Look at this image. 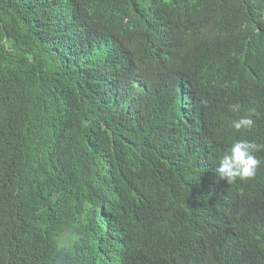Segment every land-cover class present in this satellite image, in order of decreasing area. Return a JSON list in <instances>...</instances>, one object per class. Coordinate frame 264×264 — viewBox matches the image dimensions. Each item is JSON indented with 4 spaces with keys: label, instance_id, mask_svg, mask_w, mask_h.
Masks as SVG:
<instances>
[{
    "label": "trees",
    "instance_id": "1",
    "mask_svg": "<svg viewBox=\"0 0 264 264\" xmlns=\"http://www.w3.org/2000/svg\"><path fill=\"white\" fill-rule=\"evenodd\" d=\"M233 71L264 107V0H0V264H116L134 232L161 237L150 264H264L215 189L194 214L180 153L200 127L176 93L219 106Z\"/></svg>",
    "mask_w": 264,
    "mask_h": 264
},
{
    "label": "clouds",
    "instance_id": "2",
    "mask_svg": "<svg viewBox=\"0 0 264 264\" xmlns=\"http://www.w3.org/2000/svg\"><path fill=\"white\" fill-rule=\"evenodd\" d=\"M155 59L150 62L151 70ZM240 66L242 64L237 60L235 69ZM234 71L230 75L228 92L218 91L219 106L199 101L191 78L174 98V104L200 127L199 132L184 130L180 152H194L195 164L206 174V177L201 176L198 171L196 181L191 184L193 192L202 196L194 214L206 213L209 204L203 200L215 189L220 195L221 206L227 208L231 204L242 212V217L232 212L225 215L233 217L231 225L221 231V235L229 239L241 236L243 224L247 232H252L250 222L253 220L259 221L264 228V107L251 105L247 114L246 82L238 79ZM254 114L262 120L255 121ZM205 183L207 188H204ZM236 183L249 185L240 186L237 194L230 195V187ZM164 217L165 212L161 210L160 218L163 220ZM143 242L140 232L132 233L116 264H150L148 257L159 260L161 237L148 239L146 244ZM232 245L239 251L243 249L240 242ZM142 250L149 252L148 257Z\"/></svg>",
    "mask_w": 264,
    "mask_h": 264
}]
</instances>
